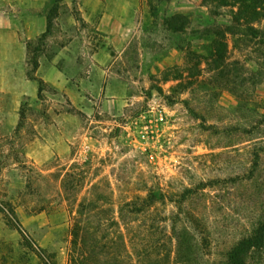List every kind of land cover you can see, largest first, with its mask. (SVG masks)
Listing matches in <instances>:
<instances>
[{
	"label": "rangeland",
	"instance_id": "374dc122",
	"mask_svg": "<svg viewBox=\"0 0 264 264\" xmlns=\"http://www.w3.org/2000/svg\"><path fill=\"white\" fill-rule=\"evenodd\" d=\"M54 5L42 46L44 33L34 35ZM175 14L190 18L182 34L164 26ZM229 21L212 17L203 0H0V133L17 127L25 103L47 111L23 130L27 157L54 185L85 164L87 179L68 207L96 200L82 222L103 223L98 238L117 242L121 264H226L264 210V43L236 48L228 37L224 70L203 61L199 76L173 89L177 70L189 73L186 51L210 49L214 36L201 32ZM29 41L41 49L36 73ZM33 77L51 87L43 105ZM152 192L167 202L142 214L124 207ZM18 211L46 253L28 250L0 216V264H48L50 255L75 264L69 211ZM105 262L117 264L114 256Z\"/></svg>",
	"mask_w": 264,
	"mask_h": 264
},
{
	"label": "trees",
	"instance_id": "16d2710c",
	"mask_svg": "<svg viewBox=\"0 0 264 264\" xmlns=\"http://www.w3.org/2000/svg\"><path fill=\"white\" fill-rule=\"evenodd\" d=\"M60 1L62 0H56V3ZM158 1L161 2V0ZM150 3L152 4L151 1ZM203 4L208 8L212 17H220L227 13L230 21L222 25H214L201 32L204 36L207 33L214 36L209 46L210 49H206L205 54H200L197 50L186 51L185 59L191 65L187 69L189 73L186 77H183V73L179 69L177 70L178 75L173 80L179 83L177 87L173 88L174 91L184 85V78L190 79L200 75V66L203 61L216 65L217 69L224 70L227 67L229 54L228 37H232L233 45L236 48L241 47L244 42L246 44L264 43V0H203ZM57 11L58 6L54 5L47 15V30L37 42L42 46L52 32L53 19ZM189 23L190 18L185 14H175L164 19L165 28L178 34L184 33ZM37 43L34 41L27 43L28 53L33 54L34 73L39 68V53L41 52ZM181 50L183 51V49ZM169 72L166 73L164 78L166 83L170 81L167 74H172L175 70ZM33 79L38 82V99L43 105L46 92L51 87L42 79L37 77H33ZM62 97L65 100V105L69 106L67 112L77 114L78 111L72 105L68 96L63 94ZM167 98L171 101L176 100V96H168ZM37 112L29 103L23 104L17 127L8 132L0 133L1 218L8 226L21 234L23 245L28 250L37 253L41 257V253H46V250L38 244L36 238L24 227L18 209L24 208L28 214L48 212L57 216H62L65 211H69L73 220L70 234L74 246L72 252L75 257V264H101V259H108L110 256H114L115 262L119 264V261L121 264L120 258L122 255H114L117 253L114 249L117 242L112 241L109 236L105 235L98 238L100 233L106 230L103 223H99L94 227L82 222L84 215L98 208L95 206L96 200L90 198L80 203L75 211L73 207H68L71 201L75 200L80 194L79 186L87 179L86 173L82 170L85 164L77 163L63 175L59 183L54 185L49 174L28 159L26 147L29 140L27 142V139L23 136V130L28 125L31 116H42L43 119H47L48 116L46 110ZM7 177L14 179L13 183L19 185L17 189L10 188L11 182ZM18 178L23 179V183L16 180ZM12 192L17 197H14ZM167 200L168 195L165 193L152 192L146 198L139 197L137 201L126 203L124 207L132 214H142L156 204L166 203ZM176 234L177 231L173 233V236L175 240H178ZM50 257L48 264H56L55 257L53 255H50ZM226 264H264V210L259 213L251 229L226 253Z\"/></svg>",
	"mask_w": 264,
	"mask_h": 264
},
{
	"label": "crops",
	"instance_id": "0c3cea01",
	"mask_svg": "<svg viewBox=\"0 0 264 264\" xmlns=\"http://www.w3.org/2000/svg\"><path fill=\"white\" fill-rule=\"evenodd\" d=\"M42 20V29L40 30V32H38L35 36H37L39 33H45L47 30V26H48V21H47V17L41 19Z\"/></svg>",
	"mask_w": 264,
	"mask_h": 264
}]
</instances>
